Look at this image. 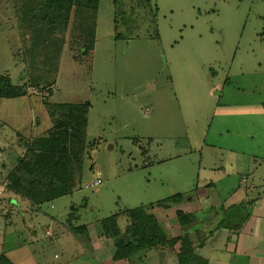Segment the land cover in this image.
Segmentation results:
<instances>
[{"label":"rangeland","instance_id":"rangeland-1","mask_svg":"<svg viewBox=\"0 0 264 264\" xmlns=\"http://www.w3.org/2000/svg\"><path fill=\"white\" fill-rule=\"evenodd\" d=\"M0 75L27 91L0 98V254L104 264L88 240L103 219L116 215L124 229L126 211L196 196L207 169L264 140V111L235 110L264 98V0H99L68 20L46 0H0ZM76 102L90 104L93 143L81 185L34 206L8 189L9 172L24 140ZM83 225L88 233L76 234ZM154 251L131 264H156Z\"/></svg>","mask_w":264,"mask_h":264},{"label":"trees","instance_id":"trees-1","mask_svg":"<svg viewBox=\"0 0 264 264\" xmlns=\"http://www.w3.org/2000/svg\"><path fill=\"white\" fill-rule=\"evenodd\" d=\"M57 12L64 13L66 20L74 7L96 10L99 0H46ZM90 48V47H89ZM27 94L24 86L11 83L7 76L0 75V98H19ZM59 112L53 117V127L43 136L24 140L26 148L17 165L9 172L8 189L14 194L40 206L62 196L73 193L81 185L83 162L86 152L93 147L86 140L87 114L90 104L62 103ZM48 108H52L48 105ZM183 194L158 201L155 205L170 208L185 201ZM151 207H139L126 211L129 224L121 229L117 216L101 221L102 237L113 241L114 261L132 259L139 252L167 248L175 249L179 264H194L199 259L194 240L188 233L171 238ZM178 222L182 228L188 227L192 217L178 212ZM76 234L86 235V226L74 229ZM199 245L202 242L199 241ZM0 264H14L5 253L0 254Z\"/></svg>","mask_w":264,"mask_h":264},{"label":"crops","instance_id":"crops-1","mask_svg":"<svg viewBox=\"0 0 264 264\" xmlns=\"http://www.w3.org/2000/svg\"><path fill=\"white\" fill-rule=\"evenodd\" d=\"M252 107L258 113L264 111V98L238 104L235 110L248 112ZM248 137L252 143L260 138L253 133ZM261 140L252 150L242 151L236 163L231 161L229 166L222 163L221 171L207 169L206 180L197 186L196 196L189 193L180 204L170 208L154 204L150 210L171 238L190 235L199 255L194 264H264V140ZM217 185L223 195L217 194ZM179 211L192 217L186 228L178 222ZM88 240L101 263L131 264L128 260H113V241L102 237L101 225L95 235L89 233ZM154 250L156 264H179L175 249ZM138 264H144L143 260Z\"/></svg>","mask_w":264,"mask_h":264},{"label":"built area","instance_id":"built-area-1","mask_svg":"<svg viewBox=\"0 0 264 264\" xmlns=\"http://www.w3.org/2000/svg\"><path fill=\"white\" fill-rule=\"evenodd\" d=\"M99 183H100V180L98 179V180H96V181L90 183V184L87 185V186H96V185H98Z\"/></svg>","mask_w":264,"mask_h":264}]
</instances>
